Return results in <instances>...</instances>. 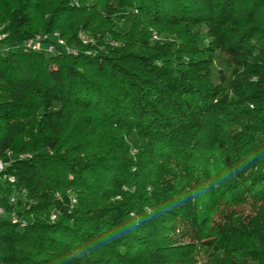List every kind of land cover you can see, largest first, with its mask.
<instances>
[{"label": "trees", "instance_id": "1", "mask_svg": "<svg viewBox=\"0 0 264 264\" xmlns=\"http://www.w3.org/2000/svg\"><path fill=\"white\" fill-rule=\"evenodd\" d=\"M84 1L0 0L12 46L0 55V157L31 153L4 170L0 203L10 211L11 193L24 190L39 199L32 210H59L54 222L24 227L0 217V264H66L79 244L105 264H232L256 255L264 235V0H104L105 17ZM125 8L165 26L208 23L206 51L227 55L233 98L209 81L211 60L194 56L193 42L178 53L142 39L138 50L126 41L75 55L16 44L37 29L59 30L68 43L80 30L96 37ZM132 131L134 158L125 142ZM127 186L144 194L125 197ZM146 187L150 212L134 199L141 203ZM68 189L85 199L73 206ZM240 203L254 216L241 221L228 210ZM199 245L212 249L205 262L195 256Z\"/></svg>", "mask_w": 264, "mask_h": 264}, {"label": "rangeland", "instance_id": "2", "mask_svg": "<svg viewBox=\"0 0 264 264\" xmlns=\"http://www.w3.org/2000/svg\"><path fill=\"white\" fill-rule=\"evenodd\" d=\"M103 2L104 0H85L83 4L85 3L89 6H93L102 16L103 14L101 13L100 5ZM72 3L77 6L80 4L79 0H73ZM103 17L105 16L103 15ZM106 20H108V22L102 21L99 24L102 25L101 27H96V37L92 34V32L80 30L77 33L76 40L71 43H68V41L60 34L59 30H53V33H48V31L36 28L37 30L28 37L44 35H46L48 38L50 37V39L59 37V39L63 40L64 47L57 46L56 48L62 49L63 51L72 55L77 54L81 49H86L87 51L92 50V48L97 47L98 45L99 47L106 45L109 47L119 48L123 46L126 41L130 42L132 50H138L139 45L142 43V39L147 40L149 45H153L155 43L169 44L171 50L174 52H177V48L191 45L193 42V45L197 46L200 50V53H197L194 56H203L211 60V63L208 67L209 81L213 85H219L221 89L226 92L225 94H227L228 97L233 98L234 95L230 89V82L233 79V67L229 62L227 55L219 48H213L210 52L206 51V47L210 45V42L212 41V36L209 33L210 25L208 23H202L198 25L175 24L172 26H165L154 23L149 19L148 16L137 13V10L133 8L119 10V12L116 14L107 17ZM95 21H99V19L96 18ZM4 26H6V23L3 20H0V29H3ZM103 27H107L110 30H107L104 34L100 33V31L104 29ZM188 38H192V41L189 42ZM191 57H193V55H191ZM245 78L248 82L253 80V78L250 76H246ZM236 129V126L232 127V130ZM125 142L129 155L134 158L138 154L140 146V141L136 132H130V134L125 137ZM4 156L8 161L12 162L18 158L21 159V157H24L22 159L30 158L31 153L25 152L24 155V153L10 151L9 155L5 154ZM9 183H15V180H9ZM134 189L135 187L133 186L124 187L123 191L126 192V196H124L134 197L135 193L141 195L144 194L143 192H137ZM67 194H69L73 206H77L81 199H85V197H83L84 195L80 193V191L68 189ZM53 196L54 198H60L61 192L55 191ZM12 197H14L13 201L11 200ZM114 199L120 200L121 196L116 195ZM134 199H136V202H138L139 205L144 207L148 212L151 211V207L154 205V200L150 193V187H146L144 199L141 203L137 198ZM37 200L39 199L33 196H27L22 190L14 191L11 193L8 200V203L12 205V209L7 212L4 209V213L0 215V217L7 218L9 221L12 220V218L17 219L19 221L17 226L19 227H24L29 222L40 218L47 219L50 222L56 221L59 216V210L54 205H51V207L45 211L32 210V207L35 206ZM107 202L108 201L105 200L101 201L99 204L103 205ZM259 202H264V198L260 199ZM87 203L90 204L89 202ZM249 203L251 204V202ZM249 203L234 204L231 205L228 210H232L234 215H240L242 221L246 217L250 218L254 216V211H252V206ZM1 204L2 203H0V206L3 207ZM130 215L134 216V213ZM21 223L23 226L20 225ZM245 223H247L246 220ZM234 228L238 229L236 227ZM260 238L262 240L255 242L256 244H253L252 246V248L258 252L257 254L255 253L256 255H243L239 258V260H235V257H233L234 263L232 264H259V261L253 256H258L259 254H261L259 256H264V235H262ZM211 254L212 249L210 247L207 245H199L195 256L198 261L205 262ZM104 257L105 255L100 257L96 250L86 251L82 245L79 244L76 245L71 255L67 258L66 264H105L107 262Z\"/></svg>", "mask_w": 264, "mask_h": 264}, {"label": "built area", "instance_id": "3", "mask_svg": "<svg viewBox=\"0 0 264 264\" xmlns=\"http://www.w3.org/2000/svg\"><path fill=\"white\" fill-rule=\"evenodd\" d=\"M8 32L6 30V27L4 26L3 29H0V55H5L6 54V49L11 45L7 40H8ZM16 44H25L32 47H39V52H45V49H55L57 46H63L62 43L56 42H49L47 40L42 39H33L30 37H27L21 41H19ZM9 155V154H8ZM25 155V153H24ZM24 157H21V159ZM19 159V158H18ZM10 161L7 160V158L4 156V161L0 162V175L5 174L4 170L10 165ZM10 177V176H9ZM23 192H25L23 190ZM11 200H14V197L11 198ZM4 213V208L0 207V215ZM12 223L19 224V221L17 219L10 220ZM22 225V223L20 224Z\"/></svg>", "mask_w": 264, "mask_h": 264}, {"label": "bare ground", "instance_id": "4", "mask_svg": "<svg viewBox=\"0 0 264 264\" xmlns=\"http://www.w3.org/2000/svg\"><path fill=\"white\" fill-rule=\"evenodd\" d=\"M59 34V33H58ZM55 35L57 36V34L55 33ZM30 38H33V39H42V38H44V40H47V41H49V42H56V41H58V43H62V44H64V42H63V40L62 39H59V37H57V38H51L50 39V37L48 38L46 35H44V36H33V37H30ZM20 46L22 47V48H25V49H28V50H33V51H38L39 50V47H30V46H28V45H25V44H20ZM64 47V46H63ZM10 48H12V46H9L7 49H6V52H8L9 50H11ZM45 51H49V52H51V51H53V49H45ZM6 154H10V152H7ZM2 161H4V156H1L0 157V162H2ZM10 180H13L14 181V178H10ZM3 182H4V177L2 176V174L0 175V189H1V185L3 184ZM1 207V206H0ZM25 225V224H24ZM21 226H23V224L21 225Z\"/></svg>", "mask_w": 264, "mask_h": 264}]
</instances>
